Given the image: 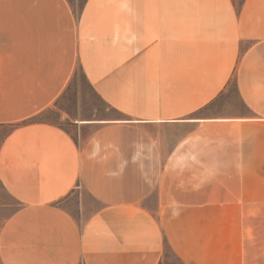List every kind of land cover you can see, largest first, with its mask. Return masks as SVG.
Returning a JSON list of instances; mask_svg holds the SVG:
<instances>
[{
    "label": "crops",
    "instance_id": "crops-1",
    "mask_svg": "<svg viewBox=\"0 0 264 264\" xmlns=\"http://www.w3.org/2000/svg\"><path fill=\"white\" fill-rule=\"evenodd\" d=\"M76 4L0 6V264H264V0Z\"/></svg>",
    "mask_w": 264,
    "mask_h": 264
},
{
    "label": "rangeland",
    "instance_id": "rangeland-1",
    "mask_svg": "<svg viewBox=\"0 0 264 264\" xmlns=\"http://www.w3.org/2000/svg\"><path fill=\"white\" fill-rule=\"evenodd\" d=\"M9 0H0V6L8 4ZM76 7L82 5L83 0H76ZM233 86V85H232ZM88 82L85 80L83 70H76L73 79L66 87L64 99L59 102L61 105H74L80 103L81 109L78 112L81 119L100 118L102 115L101 103L96 99L88 89ZM52 121V118H48ZM169 261L167 264H177L172 257H166ZM166 264V263H165Z\"/></svg>",
    "mask_w": 264,
    "mask_h": 264
}]
</instances>
